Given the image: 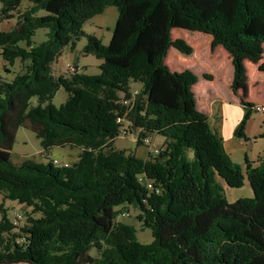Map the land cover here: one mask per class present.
<instances>
[{
	"label": "trees",
	"instance_id": "obj_1",
	"mask_svg": "<svg viewBox=\"0 0 264 264\" xmlns=\"http://www.w3.org/2000/svg\"><path fill=\"white\" fill-rule=\"evenodd\" d=\"M109 6L118 15L104 45L82 26ZM14 13V27L0 30L2 60L23 64L11 80L0 76V264H264V159L255 166L246 158L244 172L233 163L197 106V76L165 63L170 48L193 52L171 39L173 29L209 35L211 50L222 47L233 68L230 89L244 108L235 131L242 136L255 107L239 95L247 92L244 61L258 63L264 53V0H0V18ZM40 28L46 39L35 44ZM82 37V54L102 61L99 74L55 76L52 63ZM257 70L264 73V61ZM59 89L67 97L56 107ZM123 116L137 147L150 134L165 138L157 155L115 148ZM21 127L44 150L78 148L76 161L13 163ZM245 179L252 197L227 202L221 182L240 188ZM3 200L30 209L22 227ZM124 206L138 211L149 243L118 220Z\"/></svg>",
	"mask_w": 264,
	"mask_h": 264
},
{
	"label": "rangeland",
	"instance_id": "obj_2",
	"mask_svg": "<svg viewBox=\"0 0 264 264\" xmlns=\"http://www.w3.org/2000/svg\"><path fill=\"white\" fill-rule=\"evenodd\" d=\"M26 5L27 3H23L22 9ZM13 15L14 17L11 19L0 18V30L8 31L14 27L16 22L15 13ZM117 15L116 8L109 6L101 14L95 15L87 20L83 24L82 29L85 33L94 35L102 44L107 45L110 41ZM46 33V29H37L32 37L34 43L38 44L44 41L46 39ZM177 38L183 39L188 45L193 47L195 53L192 52L190 56H184L174 48H170L167 52L165 63L170 70L177 72L191 68L190 70L197 76L198 83L194 86L193 91L196 100H198V107L200 109H205V105H207L210 113V126L218 130L225 153L233 163L241 166L244 172L246 158L252 161L253 165L257 164L259 157L264 158V112L256 111L253 107L249 118L245 122L243 135H236V128L244 118V108L230 89L233 73L231 75L229 72H226L220 75V80H218L215 85L218 88L219 94L217 92L213 95L211 92L206 93L205 87H202V83L208 81L203 79L202 70L206 68V57L210 49V45H207V39L210 38V36L199 32L173 29L171 31V39L174 40ZM85 44L86 39L82 37L76 42L74 51H71L68 47L64 48L65 50L59 57L58 62H56V60L52 63L53 74L55 76L63 75L67 63L77 65L85 74H99V66L102 61L92 55H83L81 51ZM263 61L264 53L262 59L258 63L246 62L247 92L246 94L242 90L239 92L241 98L245 101L247 100V102L248 100L252 101L254 105L264 100V73H257L253 70L256 65L258 66ZM22 71L23 64L19 61H16L13 66H10L0 57V76L3 80H11L14 74L21 73ZM130 87L131 91H138L140 84L132 82L130 83ZM212 87L213 85L208 89ZM66 97V92L63 89H59L52 103L58 107L65 101ZM202 100H206L207 102L204 104ZM206 111H208L207 108ZM136 136L137 131H133L130 135L116 137L114 142L115 148L124 149L127 152H136V155L142 158L147 157L146 152H148L149 149L145 148L146 145L143 144L137 147ZM147 137L149 138L151 146L155 148L161 147L165 141L163 136L155 133L147 135ZM78 154V148L52 147L51 149L44 150L41 148L35 134L31 130L21 127L16 132L15 142L11 150V160L13 163L19 164L26 159L39 163H47L55 159L60 163L65 162L71 165L76 161ZM221 184L223 186L226 201L229 203L235 202L240 198L252 197V190L247 179L244 180V184L240 188H230L226 186L224 182H221ZM0 202H2V194H0ZM3 204L7 210L8 218L11 221L15 214H23V216L26 217L30 213L29 208L15 202L3 200ZM118 209L121 214H128L127 216L119 217L118 220L123 223L134 225L137 239L141 243H149L151 241L150 231L148 229H143L141 224L136 220L138 211L130 206H124ZM24 224L25 222L21 221L17 223V227H22ZM90 254L93 257L98 256L94 249L90 251Z\"/></svg>",
	"mask_w": 264,
	"mask_h": 264
},
{
	"label": "crops",
	"instance_id": "obj_3",
	"mask_svg": "<svg viewBox=\"0 0 264 264\" xmlns=\"http://www.w3.org/2000/svg\"><path fill=\"white\" fill-rule=\"evenodd\" d=\"M210 40H211V37L207 39V45L208 44L210 45ZM209 48H210V46H209ZM64 50L65 49H63V51ZM63 51H62V53H63ZM193 53H195L194 52V48H193ZM56 60L55 61L58 62L59 58H57ZM206 61H207L206 64H205L206 65V68L202 70L203 71L202 72V76H203V74H207L210 78H209V80H206V79L203 78L204 80H206L208 82H203L202 83V87H205L206 93L207 92H211L212 95H213V94H215V92H217L219 94L218 88L215 85H216V82L218 80H220V75H223L226 72H229L231 75L233 73L230 56H229V54L223 48L217 47L214 50L209 49V53H208V55L206 57ZM246 62H247V60L244 61L245 66H246ZM188 69L190 70L191 68H188ZM246 70H247V67H246ZM253 70H255L257 73L259 72L257 70V65L253 68ZM82 72H84V71L82 70ZM197 83H198V81H197ZM211 85H213V87L210 88V89H208ZM194 86L192 87V91H193ZM193 93H194V91H193ZM202 101H204L203 102L204 104L207 102L206 100H202ZM249 101L250 100H248V102ZM250 102L253 103L252 101H250ZM256 104H264V100H261L259 103H255V105ZM197 106H198V102H197ZM205 107L208 109V111H206V108L205 109H200L199 107L198 108L200 110H202L203 112L207 113L208 114V117L210 118L209 108L207 107V105H205ZM213 128L215 130H217L215 127H213ZM135 154H136V152H135ZM146 155H147V152H146ZM144 158H146V157H144ZM262 159H264V158H260L259 157L258 158V162H257L256 165H258L259 164V161L262 160Z\"/></svg>",
	"mask_w": 264,
	"mask_h": 264
},
{
	"label": "built area",
	"instance_id": "obj_4",
	"mask_svg": "<svg viewBox=\"0 0 264 264\" xmlns=\"http://www.w3.org/2000/svg\"><path fill=\"white\" fill-rule=\"evenodd\" d=\"M80 69L77 65H74V64H71V63H67L65 65V68H64V74L66 75H69V74H73V73H77L79 72ZM136 92H133V94H135ZM134 98V97H133ZM131 101V100H129ZM129 101H125L124 103L128 104ZM255 110L256 111H259V112H264V105L263 104H260V105H255ZM116 122L120 125V128H119V134L118 136H127V135H130V131H129V123L126 121L125 117H118L116 119ZM143 143L146 145L147 149L148 150V153H152V155H157L159 149L158 148H155V147H152L151 144H150V141H149V138L146 137L143 139ZM51 163L54 165V166H58V167H68V163H60L58 162L57 160H52ZM141 180V178H140ZM142 181V180H141ZM145 186L152 190L153 189V186L152 184L149 182V181H142ZM154 192L158 193L159 192V189H155ZM128 214L126 213H122L118 216L119 217H124V216H127ZM24 220V216L23 214H15L13 220H12V223L17 225V223L21 222Z\"/></svg>",
	"mask_w": 264,
	"mask_h": 264
},
{
	"label": "clouds",
	"instance_id": "obj_5",
	"mask_svg": "<svg viewBox=\"0 0 264 264\" xmlns=\"http://www.w3.org/2000/svg\"><path fill=\"white\" fill-rule=\"evenodd\" d=\"M147 148V147H146ZM68 165H70V164H68Z\"/></svg>",
	"mask_w": 264,
	"mask_h": 264
}]
</instances>
